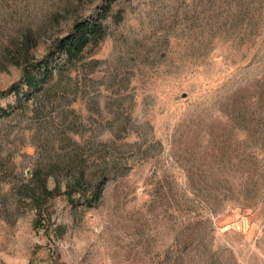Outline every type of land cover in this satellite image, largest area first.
Masks as SVG:
<instances>
[{
	"label": "rangeland",
	"instance_id": "374dc122",
	"mask_svg": "<svg viewBox=\"0 0 264 264\" xmlns=\"http://www.w3.org/2000/svg\"><path fill=\"white\" fill-rule=\"evenodd\" d=\"M107 2L0 0V264H264V0H117L59 57Z\"/></svg>",
	"mask_w": 264,
	"mask_h": 264
},
{
	"label": "trees",
	"instance_id": "16d2710c",
	"mask_svg": "<svg viewBox=\"0 0 264 264\" xmlns=\"http://www.w3.org/2000/svg\"><path fill=\"white\" fill-rule=\"evenodd\" d=\"M117 0H108L102 11L95 20L90 22H80L75 25L73 31L57 42L56 53L60 57L65 56L67 60L78 59L82 52L92 43L103 39L105 29L102 21L107 18L112 5ZM43 77L46 80L52 75L50 65H45ZM33 80V78H31ZM30 79V80H31Z\"/></svg>",
	"mask_w": 264,
	"mask_h": 264
}]
</instances>
